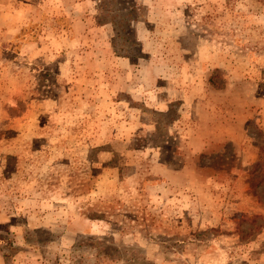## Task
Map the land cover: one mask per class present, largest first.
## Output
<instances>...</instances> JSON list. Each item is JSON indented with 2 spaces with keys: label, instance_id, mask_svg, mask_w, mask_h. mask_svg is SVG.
Segmentation results:
<instances>
[{
  "label": "rangeland",
  "instance_id": "1",
  "mask_svg": "<svg viewBox=\"0 0 264 264\" xmlns=\"http://www.w3.org/2000/svg\"><path fill=\"white\" fill-rule=\"evenodd\" d=\"M264 0H0V264H264Z\"/></svg>",
  "mask_w": 264,
  "mask_h": 264
},
{
  "label": "trees",
  "instance_id": "2",
  "mask_svg": "<svg viewBox=\"0 0 264 264\" xmlns=\"http://www.w3.org/2000/svg\"><path fill=\"white\" fill-rule=\"evenodd\" d=\"M255 171L260 174V180L257 185L264 184V151L260 148L257 152V161L254 164V172Z\"/></svg>",
  "mask_w": 264,
  "mask_h": 264
}]
</instances>
